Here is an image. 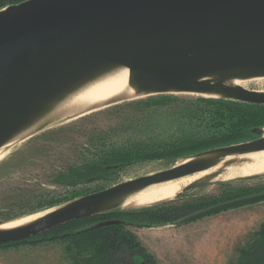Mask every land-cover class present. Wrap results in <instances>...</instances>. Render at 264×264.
<instances>
[{
  "label": "water",
  "instance_id": "obj_1",
  "mask_svg": "<svg viewBox=\"0 0 264 264\" xmlns=\"http://www.w3.org/2000/svg\"><path fill=\"white\" fill-rule=\"evenodd\" d=\"M115 66L128 69L129 84L142 96L193 94L264 104V91L229 84L264 78V0H25L0 9V149L67 93ZM262 151L264 135L178 158L170 168L78 197L26 224L0 228V246L81 218L136 208H125L120 199L209 170L229 156ZM218 175L188 184L176 197ZM261 202L264 191L169 224Z\"/></svg>",
  "mask_w": 264,
  "mask_h": 264
},
{
  "label": "rangeland",
  "instance_id": "obj_2",
  "mask_svg": "<svg viewBox=\"0 0 264 264\" xmlns=\"http://www.w3.org/2000/svg\"><path fill=\"white\" fill-rule=\"evenodd\" d=\"M11 4L15 3L6 2L0 9ZM240 83L247 89L264 91V78ZM164 95L123 99L78 117L63 118L11 147L2 148L1 225L28 216L39 217L55 208H39L50 196L59 197L68 189L54 182L55 175L103 148L139 145L149 151L122 167L117 180L110 183L93 181L79 186L80 190L98 191L170 168L174 162L158 154L173 148L174 144H188L197 140L198 134L202 136L217 129L210 120L203 119V110L208 111L212 105L196 100L206 97ZM260 134L264 135V127ZM232 170L235 173L229 177L203 183L173 200L177 204L201 198L224 202L225 197L239 189L264 187V173L243 174L237 169ZM263 227L264 202H261L188 224L128 229L158 264H236L246 242ZM50 237L0 246V264H73L74 239ZM134 261L141 262L142 258L135 257Z\"/></svg>",
  "mask_w": 264,
  "mask_h": 264
},
{
  "label": "trees",
  "instance_id": "obj_3",
  "mask_svg": "<svg viewBox=\"0 0 264 264\" xmlns=\"http://www.w3.org/2000/svg\"><path fill=\"white\" fill-rule=\"evenodd\" d=\"M21 1L23 0H0V6L5 5L6 2L16 4ZM196 100L212 105L208 111L203 110V119L210 120L213 127L217 129L209 130L202 136L198 134L200 137L188 144H174L173 148L158 154L159 157H167L166 159H169L170 162H174L184 156L253 140L261 136L260 129L264 127V104L246 103L224 98L206 97ZM143 150L146 149L140 148L139 145L108 146L107 149L99 150V153L84 157L80 163L70 165L55 175V183L68 187L64 195L56 196L57 198L55 195L50 196V199L48 198L39 208L56 207L96 192L88 188L80 190V187L93 181L110 183L117 180L122 167L135 162L139 156L142 157L149 151ZM263 191L264 187L239 189L235 194H229L223 201ZM175 201L143 208L115 209L96 216L74 220L43 234L1 246L32 240L40 241L45 236L51 235L50 239H74L76 253L73 264H158L156 258L146 250L128 227L141 228L169 224L203 208L222 202L217 199L204 198L181 204H177ZM106 220H118L119 222L94 227L96 223ZM135 257H141L142 261H134ZM236 264H264V227L246 242Z\"/></svg>",
  "mask_w": 264,
  "mask_h": 264
},
{
  "label": "bare ground",
  "instance_id": "obj_4",
  "mask_svg": "<svg viewBox=\"0 0 264 264\" xmlns=\"http://www.w3.org/2000/svg\"><path fill=\"white\" fill-rule=\"evenodd\" d=\"M250 80V79H249ZM241 80L229 82L231 85H241ZM142 96L137 94L129 84V72L124 66H115L99 73L93 78L83 82L57 101L48 112L25 130L18 133L2 148L14 145L16 142L31 136L38 128L60 118L78 117L87 112L114 104L123 99ZM133 99V98H132ZM67 120V119H66ZM11 147V146H10ZM1 148V149H2ZM0 149V158L2 150ZM8 151V150H6ZM5 153V152H4ZM5 155V154H4ZM237 169L243 174L264 173V151L246 155H233L219 161V163L206 171L186 176L174 181L153 185L142 191L127 195L120 199L124 207L149 206L167 202L176 198L185 186L192 182L206 180L209 176L219 173L214 179H225ZM41 216V215H40ZM38 216H28L10 223L0 225L7 229L26 224Z\"/></svg>",
  "mask_w": 264,
  "mask_h": 264
}]
</instances>
